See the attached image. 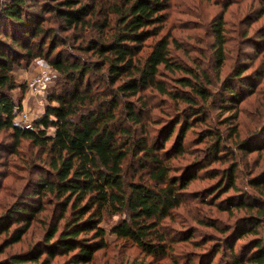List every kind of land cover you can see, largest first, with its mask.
Returning <instances> with one entry per match:
<instances>
[{
  "label": "trees",
  "instance_id": "obj_1",
  "mask_svg": "<svg viewBox=\"0 0 264 264\" xmlns=\"http://www.w3.org/2000/svg\"><path fill=\"white\" fill-rule=\"evenodd\" d=\"M167 8L168 0H8L0 5V133L10 132L12 153L22 139L29 140L39 151L42 173L35 171L29 190L0 214V264H88L106 247L102 223L113 216L119 219L109 232L149 258L134 264H159L175 243L194 236L191 227L176 233L164 223L186 205V190L196 179L216 180L194 200L229 215L233 210L246 214L233 225L195 219L221 236H211L213 244L187 263L212 264L219 255L216 264H264L259 233L264 170L246 178L256 193L249 194L237 185L241 168L234 154L252 152L253 140L240 138L236 104L254 89L244 74L251 66L239 64L212 88L208 71L174 59V39L159 37L145 45L160 34ZM212 31L218 76L225 44L221 18ZM239 39L238 45L246 43ZM32 59L44 60L57 78L44 114L23 128L14 122L18 109L11 92L18 84L13 70ZM160 67L180 75L167 78ZM160 97L171 99L173 114L152 125L151 101ZM214 111L229 114L219 122L223 129L215 126ZM188 132L195 133L188 143L191 152L184 143ZM185 154L190 156L185 164L170 163ZM227 162L222 169L210 168ZM34 169L29 167L31 175ZM47 209L50 221L42 239L6 252L24 241ZM246 236L251 238L244 241Z\"/></svg>",
  "mask_w": 264,
  "mask_h": 264
},
{
  "label": "rangeland",
  "instance_id": "obj_2",
  "mask_svg": "<svg viewBox=\"0 0 264 264\" xmlns=\"http://www.w3.org/2000/svg\"><path fill=\"white\" fill-rule=\"evenodd\" d=\"M6 1L8 0H0V5ZM220 18L222 19L225 44L224 62L217 76L216 70L213 69L212 43L214 36L212 29L215 22ZM159 37H168L169 41L175 40L173 46L170 44V51L176 61L191 67L196 64L208 71L214 83L212 88L217 87L239 64H244L246 69L251 66L244 74L247 76V82L254 86V89L250 88L249 91H246L243 94V99L236 104L239 106L240 138L248 137L253 140L250 145L252 152L235 151L234 154L241 168V172L238 174V187L251 195H256L255 191L247 185L246 178L250 174L254 175L264 170V0H168L165 21L160 34L154 39L146 40L144 44L148 45ZM239 38H245L246 41L244 42L246 43L238 45ZM241 55H243L242 58ZM245 57H248L249 60L244 59ZM239 60L240 62H238ZM160 71L167 78L180 75L179 72L171 75L162 67H160ZM258 74L260 75L258 76ZM13 76L18 87L11 94L19 108L14 122L19 125L21 116L26 115L32 125L33 121L44 114L47 103L46 96L55 85L57 73L44 60L32 59L29 63H22L19 67H15ZM33 82L35 83L30 86ZM151 104L155 106L150 115L152 125L156 121L163 120L162 118L170 117L173 114L171 99L155 98ZM215 115H217V119L213 120L215 126L223 129L224 125H220L219 122L229 114L218 116V111H214L213 116ZM201 128L202 125H199L194 132H199ZM224 134L227 133L224 132ZM194 137L195 133L188 132L184 140L187 149L189 142ZM11 144L10 132L0 133V214L18 200V196L24 192V189L25 192L29 190L28 182L31 176H35L36 173L42 174L38 173L41 164L39 151L29 140L22 139L15 153L9 150ZM227 144L230 146L229 141ZM170 145L171 139L165 147ZM191 148L188 149L189 152H191ZM189 159L190 156L185 154L184 157H177L170 163L179 166L185 164ZM227 164L228 162L225 164L216 163L210 168L222 169ZM31 166L35 168L33 175L29 172ZM215 180L196 179L192 182L186 190L190 195L186 199V205L173 211L172 221L169 219L165 221L164 224L168 226L170 231L173 230L176 233L184 232L191 227L194 230V236L189 241L175 243L171 254L162 259L159 264H188V257L193 258L196 262L198 256L213 244L211 236L215 238L221 236L209 226L196 224L195 219L213 218L222 224L233 225L232 223L236 218L246 214L243 212L244 210H233L232 215L218 212L211 205L199 203V199L194 200L192 198L195 193L201 192L200 190L204 191ZM231 192L229 191L221 198L231 194ZM262 201L264 203V196H262ZM118 219L119 216L105 218L102 226L106 230V247L97 251L88 264H134V262L149 260V258L143 257L130 242L119 239L109 232L110 225ZM49 221V209L39 213L24 241L8 248L6 252L13 253L23 250L42 239ZM259 233L264 240V224L259 227ZM175 236L178 238L177 235ZM249 238L251 236H246L243 240L246 241ZM191 240L200 241L202 244L195 246ZM218 256L216 255L212 264H216Z\"/></svg>",
  "mask_w": 264,
  "mask_h": 264
},
{
  "label": "built area",
  "instance_id": "obj_3",
  "mask_svg": "<svg viewBox=\"0 0 264 264\" xmlns=\"http://www.w3.org/2000/svg\"><path fill=\"white\" fill-rule=\"evenodd\" d=\"M37 81H40V79H37ZM35 82H33L30 86H32ZM17 109H19L17 107ZM20 126L23 127V128H30L32 125H31V121L28 119V117L26 115H22L21 116V120L19 122Z\"/></svg>",
  "mask_w": 264,
  "mask_h": 264
},
{
  "label": "crops",
  "instance_id": "obj_4",
  "mask_svg": "<svg viewBox=\"0 0 264 264\" xmlns=\"http://www.w3.org/2000/svg\"><path fill=\"white\" fill-rule=\"evenodd\" d=\"M38 119V118H37Z\"/></svg>",
  "mask_w": 264,
  "mask_h": 264
}]
</instances>
